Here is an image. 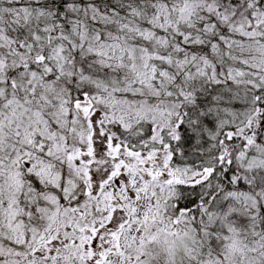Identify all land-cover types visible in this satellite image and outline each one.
<instances>
[{
	"label": "snow or ice",
	"instance_id": "obj_1",
	"mask_svg": "<svg viewBox=\"0 0 264 264\" xmlns=\"http://www.w3.org/2000/svg\"><path fill=\"white\" fill-rule=\"evenodd\" d=\"M0 264H264V0H0Z\"/></svg>",
	"mask_w": 264,
	"mask_h": 264
}]
</instances>
